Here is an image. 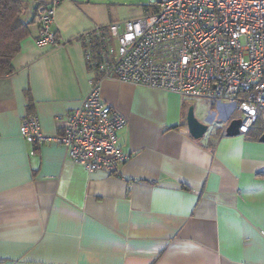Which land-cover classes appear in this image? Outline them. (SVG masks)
I'll return each mask as SVG.
<instances>
[{
  "label": "crops",
  "instance_id": "obj_1",
  "mask_svg": "<svg viewBox=\"0 0 264 264\" xmlns=\"http://www.w3.org/2000/svg\"><path fill=\"white\" fill-rule=\"evenodd\" d=\"M52 1H27L29 33L0 76V264H264V113L257 137L226 136L234 107L103 78L100 98L126 118L116 173L21 137L25 115L53 134L80 105L98 79L82 36L114 23L107 0H59L58 45H38L34 10ZM190 104L209 125L201 139Z\"/></svg>",
  "mask_w": 264,
  "mask_h": 264
},
{
  "label": "built area",
  "instance_id": "obj_2",
  "mask_svg": "<svg viewBox=\"0 0 264 264\" xmlns=\"http://www.w3.org/2000/svg\"><path fill=\"white\" fill-rule=\"evenodd\" d=\"M58 2L35 7L38 45H58ZM153 8L83 34L85 60L98 79L77 108L55 118L53 134L39 129L35 114L25 115V141L60 144L88 171L116 173L126 158L117 144L126 118L100 98L103 78L223 102L238 111L241 133L251 128L264 113V0H156Z\"/></svg>",
  "mask_w": 264,
  "mask_h": 264
},
{
  "label": "trees",
  "instance_id": "obj_3",
  "mask_svg": "<svg viewBox=\"0 0 264 264\" xmlns=\"http://www.w3.org/2000/svg\"><path fill=\"white\" fill-rule=\"evenodd\" d=\"M28 0H0V76L12 71L11 60L19 51L20 41L29 33V21L21 16ZM259 120L244 134L247 137L258 136L263 126L258 127ZM258 128V129H257Z\"/></svg>",
  "mask_w": 264,
  "mask_h": 264
},
{
  "label": "rangeland",
  "instance_id": "obj_4",
  "mask_svg": "<svg viewBox=\"0 0 264 264\" xmlns=\"http://www.w3.org/2000/svg\"><path fill=\"white\" fill-rule=\"evenodd\" d=\"M156 0H107V5L114 22H123L127 19H135L143 16L146 12L154 10ZM198 114V112H197ZM238 114V111H235Z\"/></svg>",
  "mask_w": 264,
  "mask_h": 264
},
{
  "label": "water",
  "instance_id": "obj_5",
  "mask_svg": "<svg viewBox=\"0 0 264 264\" xmlns=\"http://www.w3.org/2000/svg\"><path fill=\"white\" fill-rule=\"evenodd\" d=\"M240 123L241 119L239 117H234L230 119L224 127L225 135L235 136L240 134ZM185 124L189 135L194 139H201L207 132L209 126L207 122L201 121L196 117L192 104L187 107L185 114ZM259 140L264 141V131L259 136Z\"/></svg>",
  "mask_w": 264,
  "mask_h": 264
}]
</instances>
